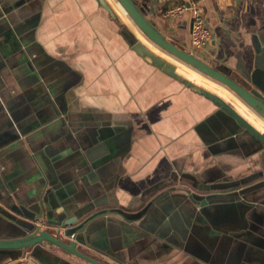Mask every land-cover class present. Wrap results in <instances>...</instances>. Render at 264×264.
<instances>
[{"label": "crops", "instance_id": "obj_1", "mask_svg": "<svg viewBox=\"0 0 264 264\" xmlns=\"http://www.w3.org/2000/svg\"><path fill=\"white\" fill-rule=\"evenodd\" d=\"M133 1L264 101V0H197L198 49L173 0ZM129 41L95 0H0V238L38 225L117 264H264V146ZM0 264L93 263L44 240Z\"/></svg>", "mask_w": 264, "mask_h": 264}, {"label": "water", "instance_id": "obj_2", "mask_svg": "<svg viewBox=\"0 0 264 264\" xmlns=\"http://www.w3.org/2000/svg\"><path fill=\"white\" fill-rule=\"evenodd\" d=\"M97 4L105 10L108 17L114 20L122 30L128 34L130 38L131 48L143 58L149 64L157 67L163 73L171 76L178 82L184 84L189 89L203 94L210 100H212L216 106L225 111L226 113L232 115L238 124L244 129L248 130L255 138H257L261 144L264 146V129H259L257 126L248 121L238 109L231 103L227 102L223 97L214 93L213 91L205 88L204 86L196 83L193 79L185 76L184 74L177 71L176 64L170 60L164 58L163 56L157 54L153 49H151L147 44L137 39L133 34H131L126 28L125 21L122 19L120 14L115 9L114 5L110 0H95ZM124 10L129 14L133 22L140 28V30L146 34L149 43L152 45L157 44L158 48L162 51L168 50L172 53L178 55L186 63L191 64L196 67L202 73L208 75L212 79L222 82L234 89L241 97H243L254 109L259 112L264 118V101L262 100L261 94L248 86L245 81H239L231 77L228 73L220 70L217 67L211 66L204 62L196 55L191 53L185 48L179 47L176 42L169 40L160 32L153 23L144 15L143 10L140 6H137L133 0H118ZM153 45V46H154ZM64 221L63 223H65ZM28 233L22 234L15 238H0V249L17 247L25 248L28 245H33L35 243H41L44 240L50 241L58 246L63 247L69 252L91 262L93 264H117L115 262L101 258L99 255L94 254L85 246H78L75 240H70L68 242L62 241L58 236H55L59 231L57 228L53 227H40L38 225L28 229Z\"/></svg>", "mask_w": 264, "mask_h": 264}, {"label": "built area", "instance_id": "obj_3", "mask_svg": "<svg viewBox=\"0 0 264 264\" xmlns=\"http://www.w3.org/2000/svg\"><path fill=\"white\" fill-rule=\"evenodd\" d=\"M187 12L189 14V44L193 49L204 46L210 39V28L206 25L197 0H173L164 10L167 17H177Z\"/></svg>", "mask_w": 264, "mask_h": 264}, {"label": "bare ground", "instance_id": "obj_4", "mask_svg": "<svg viewBox=\"0 0 264 264\" xmlns=\"http://www.w3.org/2000/svg\"><path fill=\"white\" fill-rule=\"evenodd\" d=\"M112 2L114 3V5H116L122 12H123V10H124V8L121 6V4L119 3V1L118 0H112ZM120 6H119V5ZM123 9H121V8ZM125 11V10H124ZM126 12V11H125ZM126 14L129 16V14L126 12ZM129 18H130V16H129ZM131 19V18H130ZM132 20V19H131ZM133 21V20H132ZM135 24V23H134ZM136 25V24H135ZM137 26V25H136ZM138 27V26H137ZM138 29H139V31L143 34V36L146 38L147 36H146V34L145 33H143L141 30H140V28L138 27ZM142 34H141V36H142ZM142 36V37H143ZM148 38V37H147ZM146 38V39H147ZM150 42V41H149ZM154 45V44H153ZM155 45H157V44H155ZM154 45V46H155ZM158 46V45H157ZM157 46H155L156 48H158ZM158 49H160V48H158ZM161 50V49H160ZM165 53H167L169 56H171L172 58H174L175 60H177V61H179V62H181L182 64H184V65H186L187 67H189V68H191L192 70H193V72H195V73H197V72H199V73H197V74H199V75H202V74H204V73H202L201 71H199L196 67H194V66H192L191 64H188V63H186L182 58H180L178 55H176V54H174V53H172L171 51H168V50H163ZM176 68H177V71L178 72H180V73H182V74H184L185 76H187V77H189L190 75H186L183 71H181L178 67H177V65H176ZM197 71V72H196ZM190 74V73H189ZM197 74L196 75H194L195 77H198L197 76ZM204 75H206V74H204ZM189 77V78H191V79H193L196 83H198V84H200V85H202V86H204L205 88H208L209 90H211V91H213L214 93H216V94H218L219 96H221V97H223L227 102H230V100L228 99V97L226 96V94L225 93H222L221 91H219V90H217V89H215V87L213 88V87H211L210 85H208L207 83H205V82H202L200 79H197V78H195V77ZM207 77H209L208 75H206ZM208 79H212L211 77L210 78H208ZM215 80V79H214ZM213 81V80H212ZM217 81V80H216ZM219 82V81H218ZM209 83H211V82H209ZM220 84H223L224 86H226L231 92H233L235 95H236V97L237 98H239V100H241V102H243V106H244V108L243 107H240V106H238V107H236L232 102V104L238 109V111H239V113H241L248 121H250L252 124H254L255 126H257L259 129H264V127L262 128L261 127V125H263L264 126V118L262 117V115L259 113V112H257L255 109H254V107L252 106V105H250L243 97H241L234 89H231L229 86H227L226 84H224V83H222V82H219ZM245 106H247V107H245ZM247 108H249L252 112H250ZM249 111V112H248ZM230 115V114H229ZM232 116V115H231ZM256 116L259 118V120H257L256 119ZM233 117V116H232ZM234 118V117H233ZM235 119V118H234ZM236 120V119H235ZM237 122V121H236ZM261 122H263V123H261ZM238 123V122H237Z\"/></svg>", "mask_w": 264, "mask_h": 264}, {"label": "rangeland", "instance_id": "obj_5", "mask_svg": "<svg viewBox=\"0 0 264 264\" xmlns=\"http://www.w3.org/2000/svg\"><path fill=\"white\" fill-rule=\"evenodd\" d=\"M128 22V21H127ZM149 42V41H148ZM152 47H153V45L151 44V43H149ZM153 48H156V47H153ZM156 50L157 51H159L160 53H163V54H165V56H167L169 59H170V61L172 60V62H174L176 65H177V67L181 70V71H183L186 75H190L191 77H193L194 75H196L197 73H199V72H197V73H195V72H193V70L191 69V68H189V67H187V66H182L181 64H179V62H177V61H175L171 56H169L167 53H165L164 51H162V50H160V49H157L156 48ZM190 73V74H189ZM200 74V73H199ZM199 74H197V76L198 77H195V78H197V79H200L202 82H205V83H207L208 85H210L211 87H215V89H217V90H219V91H221L222 93H225L226 94V96L227 97H229V99H231L233 102H235V103H238V105L240 106V107H243L244 108V106L242 105V103H240L236 98V95L233 93V92H231L226 86H224L223 84H220L218 81H216V80H214V79H208V78H210V77H207L206 75H204V74H202V75H199ZM189 76V77H190ZM212 81L211 83H209V81Z\"/></svg>", "mask_w": 264, "mask_h": 264}]
</instances>
